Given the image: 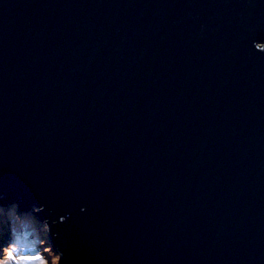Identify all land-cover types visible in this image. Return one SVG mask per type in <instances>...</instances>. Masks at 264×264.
I'll return each instance as SVG.
<instances>
[{
    "label": "water",
    "instance_id": "95a60500",
    "mask_svg": "<svg viewBox=\"0 0 264 264\" xmlns=\"http://www.w3.org/2000/svg\"><path fill=\"white\" fill-rule=\"evenodd\" d=\"M260 50L264 0H0V203L67 264H264Z\"/></svg>",
    "mask_w": 264,
    "mask_h": 264
},
{
    "label": "clouds",
    "instance_id": "9594fccd",
    "mask_svg": "<svg viewBox=\"0 0 264 264\" xmlns=\"http://www.w3.org/2000/svg\"><path fill=\"white\" fill-rule=\"evenodd\" d=\"M4 199L0 195V201ZM43 212V205L24 208L20 201L0 203V264H53L55 258V264H67L64 251L55 242L58 233L53 228L69 216L57 220L51 218V210L48 215L42 216ZM8 250H12L14 258L5 261Z\"/></svg>",
    "mask_w": 264,
    "mask_h": 264
},
{
    "label": "rangeland",
    "instance_id": "374dc122",
    "mask_svg": "<svg viewBox=\"0 0 264 264\" xmlns=\"http://www.w3.org/2000/svg\"><path fill=\"white\" fill-rule=\"evenodd\" d=\"M13 258H14V257H13V252H12V250H8V251L5 253V261L11 260V259H13ZM16 259H18V258H16ZM55 259H58V258H55ZM55 259H54L53 264H55ZM44 264H47V262H44Z\"/></svg>",
    "mask_w": 264,
    "mask_h": 264
}]
</instances>
